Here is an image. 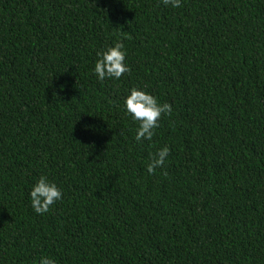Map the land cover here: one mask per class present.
<instances>
[{
    "label": "trees",
    "instance_id": "1",
    "mask_svg": "<svg viewBox=\"0 0 264 264\" xmlns=\"http://www.w3.org/2000/svg\"><path fill=\"white\" fill-rule=\"evenodd\" d=\"M117 40L131 72L99 81ZM133 86L172 105L151 141ZM41 175L63 192L43 215ZM42 256L264 264V0H0V264Z\"/></svg>",
    "mask_w": 264,
    "mask_h": 264
},
{
    "label": "clouds",
    "instance_id": "2",
    "mask_svg": "<svg viewBox=\"0 0 264 264\" xmlns=\"http://www.w3.org/2000/svg\"><path fill=\"white\" fill-rule=\"evenodd\" d=\"M164 6L179 8L182 0H161ZM93 73L99 81L112 79L119 81L124 74H130L131 69L126 60L127 49L123 41L117 40L97 52ZM124 112L131 120L138 123L135 131V141H151L155 130L159 127L162 115L172 113V105L159 102L158 98L148 92L146 88L133 86L127 90L123 99ZM88 126H86L87 128ZM170 155L168 146L160 148L146 165V171L152 174L156 169L164 166ZM31 207L36 214L43 215L49 212L51 206L63 197V192L58 185L46 175H41L31 187ZM38 264H56L54 259L42 256Z\"/></svg>",
    "mask_w": 264,
    "mask_h": 264
}]
</instances>
